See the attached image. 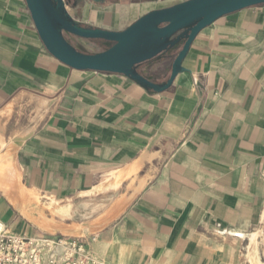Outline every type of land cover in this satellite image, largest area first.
<instances>
[{"label": "crops", "instance_id": "0c3cea01", "mask_svg": "<svg viewBox=\"0 0 264 264\" xmlns=\"http://www.w3.org/2000/svg\"><path fill=\"white\" fill-rule=\"evenodd\" d=\"M183 1L67 9L80 26L120 32ZM73 37L90 54L110 44ZM182 46L137 71L166 83ZM183 68L162 93L72 69L48 52L26 0H0V224L56 240L85 232L75 205L116 200L118 214L84 237L106 264H241L247 240L249 264H264V4L204 28Z\"/></svg>", "mask_w": 264, "mask_h": 264}, {"label": "water", "instance_id": "95a60500", "mask_svg": "<svg viewBox=\"0 0 264 264\" xmlns=\"http://www.w3.org/2000/svg\"><path fill=\"white\" fill-rule=\"evenodd\" d=\"M80 1L83 0H26L48 52L72 69L121 74L158 93L169 90L184 71L183 61L204 28L222 17L264 4V0H186L153 10L124 31L117 32L76 23L67 8L76 6ZM93 1L102 3L106 0ZM66 34L85 40L106 41L112 46L99 53H85L74 47ZM182 43L166 83H154L137 71L138 66Z\"/></svg>", "mask_w": 264, "mask_h": 264}, {"label": "built area", "instance_id": "2783aa9c", "mask_svg": "<svg viewBox=\"0 0 264 264\" xmlns=\"http://www.w3.org/2000/svg\"><path fill=\"white\" fill-rule=\"evenodd\" d=\"M49 241L14 234L1 223L0 264H106L92 255L82 239L54 241L61 244L59 254L49 247Z\"/></svg>", "mask_w": 264, "mask_h": 264}, {"label": "rangeland", "instance_id": "374dc122", "mask_svg": "<svg viewBox=\"0 0 264 264\" xmlns=\"http://www.w3.org/2000/svg\"><path fill=\"white\" fill-rule=\"evenodd\" d=\"M66 38L72 44L76 46L80 45L79 40H76V38H74L72 35L66 34ZM111 46H112V43H110L107 46H99L98 49L104 51L110 48ZM15 198H21L23 201L25 200L23 196L14 197V199ZM17 202L18 201H16L15 203L18 204ZM119 207H120L119 201H116V200H109V201L99 200L98 202H95L94 204L75 205L73 207L71 216L69 217L73 218L74 222H78V224L81 225L85 229V232L80 233L75 230L62 229L63 236L59 237L57 240L55 239H50V240L59 241V240L68 239L70 238V236L80 238V240L82 239L84 241H86L84 237L88 238L89 236H91L92 238H94L118 214ZM75 215H77L78 217L74 218L73 216ZM69 222H72V220H69ZM262 233L263 235L260 239V251H261V260L264 262V231H262ZM56 236H60V235H56ZM47 243L48 245L51 244L50 242H47ZM248 245H249V240H247L243 245L242 254H241V257H242L241 264H249L248 250H247ZM53 246L58 247L57 244H53L50 247H53ZM91 253L95 257L93 252Z\"/></svg>", "mask_w": 264, "mask_h": 264}, {"label": "bare ground", "instance_id": "6f19581e", "mask_svg": "<svg viewBox=\"0 0 264 264\" xmlns=\"http://www.w3.org/2000/svg\"><path fill=\"white\" fill-rule=\"evenodd\" d=\"M13 172H14V171H12V173H13ZM16 176H17V175H16ZM14 178H15V177H14ZM3 181H4V180H3ZM6 181H7V180H6ZM10 181H11V180H10ZM13 181H14V180H13ZM16 181H17V179H16ZM11 182H12V181H11ZM17 182H18V181H17ZM0 183H1V182H0ZM4 183H5V182H4ZM12 183H13V182H12ZM7 184H8V183H7ZM16 184H17V183H16ZM12 185H14V184H12ZM17 186H18V185H17ZM11 188H12V187H11ZM18 188H19V187H18ZM18 190H19V189H18ZM23 190H24V189H23ZM13 191H14V190H13ZM14 192H15V191H14ZM14 192H12V193H14ZM23 193H24V192H23ZM10 194H11V193H10ZM22 195H23V194H22ZM37 199H38V198H37ZM31 201H32V200H31ZM23 203H24V202H23ZM49 206H50V205H49ZM67 206H68V205H67ZM67 206H66V207H67ZM62 207H63V206H62ZM69 207H72V206L70 205ZM69 207H68V209H69ZM59 208H60V207H59ZM57 209H58V208H57ZM60 209H61V208H60ZM60 209H59V210H60ZM64 209H65V208H64ZM68 209H65V210H68ZM61 210H62V209H61ZM70 210H71V209H70ZM63 211H64V210H63ZM63 211H62V213H65V212H63ZM66 212H67V211H66ZM40 213H41V212H40ZM60 213H61V212H60ZM62 213H61V214H62ZM67 213H69V210H68ZM42 215H43V214H42ZM69 215H70V214H69ZM52 216H53V215H52ZM43 217H44V216H43ZM45 220H46V219H45ZM35 221H36V220H35ZM43 222H44V221H43ZM41 224H42V223H41ZM0 226H1V224H0ZM42 226H43V224H42ZM58 226H59V225H58ZM58 226H56V227H58ZM60 226H61V225H60ZM75 226H77V225H75ZM62 227H63V226H62ZM47 228H49V229H53L54 226H51V225L48 224V225H46V229H47ZM65 228H69V227H66V226H65ZM74 228H75V227H74ZM57 229H58V228H57ZM78 229L81 230V227H80V228L78 227ZM68 230H69V229H68ZM71 230H72V229H71ZM76 230H77V229H76ZM53 231H54V230H53ZM50 243H51V244L49 245V247H50L51 245L54 244L53 242H50ZM254 247L256 248V243H255V239L253 238V239H252V245H251V248H250L251 252H252V250H253ZM50 248L53 249L54 252L57 253V254H59V253L61 252V246H59V245H58V247H57V246H56V247L53 246V247H50ZM251 261H252V259H251Z\"/></svg>", "mask_w": 264, "mask_h": 264}]
</instances>
